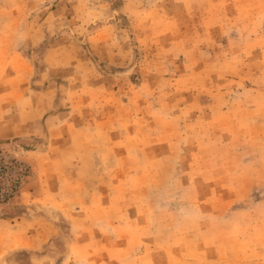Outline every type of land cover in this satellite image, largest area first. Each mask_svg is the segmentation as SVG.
Wrapping results in <instances>:
<instances>
[{
	"label": "rangeland",
	"instance_id": "1",
	"mask_svg": "<svg viewBox=\"0 0 264 264\" xmlns=\"http://www.w3.org/2000/svg\"><path fill=\"white\" fill-rule=\"evenodd\" d=\"M0 264H264V0H0Z\"/></svg>",
	"mask_w": 264,
	"mask_h": 264
}]
</instances>
